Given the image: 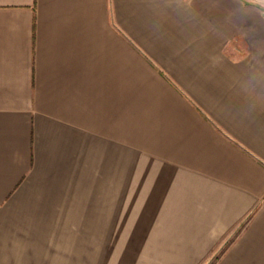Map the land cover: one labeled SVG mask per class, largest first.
I'll list each match as a JSON object with an SVG mask.
<instances>
[{
  "label": "crops",
  "instance_id": "0c3cea01",
  "mask_svg": "<svg viewBox=\"0 0 264 264\" xmlns=\"http://www.w3.org/2000/svg\"><path fill=\"white\" fill-rule=\"evenodd\" d=\"M117 177L264 264V0H0V264H105Z\"/></svg>",
  "mask_w": 264,
  "mask_h": 264
},
{
  "label": "rangeland",
  "instance_id": "374dc122",
  "mask_svg": "<svg viewBox=\"0 0 264 264\" xmlns=\"http://www.w3.org/2000/svg\"><path fill=\"white\" fill-rule=\"evenodd\" d=\"M127 180L128 177H117V228L105 230V247L94 244L98 241L97 231L88 232V252L92 257L99 256L101 259L104 253L105 264H216L226 246H220L212 253L206 254L205 247L166 244L163 231L152 228L156 225L157 216L138 212L145 210L147 198L141 199L143 203H140L138 197H132L138 195L140 191L127 190L125 187ZM126 193L128 196L124 197ZM104 224L109 227L113 223H109L106 216ZM98 232L101 242L103 231Z\"/></svg>",
  "mask_w": 264,
  "mask_h": 264
}]
</instances>
